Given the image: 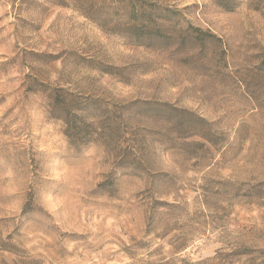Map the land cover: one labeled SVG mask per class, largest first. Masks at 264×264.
Returning <instances> with one entry per match:
<instances>
[{
	"label": "rangeland",
	"instance_id": "374dc122",
	"mask_svg": "<svg viewBox=\"0 0 264 264\" xmlns=\"http://www.w3.org/2000/svg\"><path fill=\"white\" fill-rule=\"evenodd\" d=\"M257 1L0 0V264H264Z\"/></svg>",
	"mask_w": 264,
	"mask_h": 264
},
{
	"label": "trees",
	"instance_id": "16d2710c",
	"mask_svg": "<svg viewBox=\"0 0 264 264\" xmlns=\"http://www.w3.org/2000/svg\"><path fill=\"white\" fill-rule=\"evenodd\" d=\"M212 1L218 7H220L221 9H223L225 11H228V12L234 11L239 5V0H212ZM258 4H259V2L257 0H251V2H249V5H251L253 7V9H255V10H259ZM142 17L145 18V20L147 19L146 16H142ZM134 20L139 21L138 19H134ZM145 20H143V21H145ZM130 29L136 33V36H137L138 32L140 31L138 29V26L134 25V24ZM57 106L59 107V111L61 113L60 117L64 121L65 125L67 126V130L71 134V137H73L74 139H77V138H80V136H79L80 134L85 135L86 132H82V131H84L83 126L79 125L82 123L76 121V120H78L77 117H79V116L77 114L73 113L74 110H70L72 108L69 107L67 104H65L64 100L59 102V104Z\"/></svg>",
	"mask_w": 264,
	"mask_h": 264
}]
</instances>
